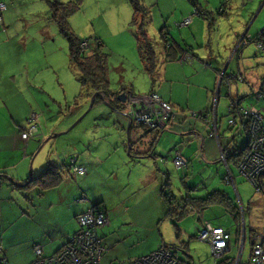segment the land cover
I'll return each instance as SVG.
<instances>
[{"label": "crops", "instance_id": "obj_1", "mask_svg": "<svg viewBox=\"0 0 264 264\" xmlns=\"http://www.w3.org/2000/svg\"><path fill=\"white\" fill-rule=\"evenodd\" d=\"M42 1L48 2L51 12V19L60 29L59 24L52 17L51 3L55 2L56 0ZM77 1H79L78 10L68 17L71 28L77 34V31L80 33H85L89 36L93 35L92 33H95L98 36V40L100 39L104 46L105 44L108 45L106 39L109 40V38H121V36H123L125 39V35L129 38L131 43L137 45L135 40L136 35L133 33V27L137 29V25H133L132 23L135 14L131 0H59V2L63 3H73ZM139 1L143 6H145V8H147L148 13L144 18L140 17L138 23L144 25V29L148 36H150L152 33H157L158 37H160L162 40L159 42V48L161 47V50H159V48L156 50V69L153 74H149L141 59V56L139 55V52L137 59L135 58L134 60H131V62L128 57L124 56L126 66L123 64L118 66L120 75L116 81L113 80L114 84H116V89L113 88L112 83V101H115L118 95H120L122 92L127 94L134 92L138 95H148L154 92L157 93L161 99L176 107L177 110L184 112L195 111L208 113L212 110L214 105L219 74L223 73L224 75L226 72L224 78L231 81L228 83L230 89L229 95L226 93L223 94V91L220 87V94L218 95L216 106L217 118L219 121L218 129L221 136L220 143L222 146L228 149L229 153L241 149L249 141L248 132L242 125L243 119L237 117L236 124L234 126H229L228 129L221 131L220 124L222 123L223 119H221L218 111L219 102L221 100V96H225L226 100L224 111L229 122L230 118L228 114V108L233 103V99H236L241 106L247 107L243 105V101L245 96L251 93L250 91L240 94V81L243 80V82H247L249 86L252 87L250 81H252L254 75L249 74V71L242 72L240 69L238 74H236L235 71L227 73L228 68L231 65L230 61L233 58L230 59L229 57L222 55L216 56L212 53L213 38L210 34L211 30L209 29L207 20L200 18L199 15L194 13V11L198 9L202 14L205 13L211 19V21L214 22L217 15V9L222 7L223 1L224 4L226 3V8L228 5L231 8L232 0H219L220 5L216 8L212 7L214 0ZM0 3H5L7 6L5 11H0V14L2 15V24H0V40L2 38L5 40L0 47V66L2 69V72L0 73V91L9 83L14 85L15 81L17 80L22 82L24 87L23 91H26L27 85L24 81L26 73L22 71L25 69L24 66H20L21 70L17 74L12 73V70L16 69V65L18 63L29 64L28 60L31 59V56L28 54L27 47H33L36 42L46 41L45 38L54 37V29L56 27H54V23H52V26L50 24L46 26H40V30L31 31V26L33 24L27 23L21 25L15 23L16 15L18 13H22L17 7L13 8V4L7 5L5 0H0ZM36 10L29 11L28 15L35 16V13H37ZM191 15V23L188 26L180 24L184 21V19ZM219 16H227L226 19L230 21L228 9H226L222 15L218 14V18ZM46 18L48 20L50 19L49 14L46 16ZM95 18H98L97 22H95ZM16 27H19L18 31H16ZM101 28L104 29L105 33H108L110 36L104 38ZM235 33H237L235 35L238 36V41H236V44L234 45L238 46L239 38L244 34L239 36L240 32L236 31ZM15 35L19 39L17 43H14L12 41L13 39H11V37ZM41 35H44V37L41 38ZM247 35L249 36V33H247ZM164 36H167V41L165 40ZM208 37L211 41L208 45H205L204 49V47H201V44L203 42L206 43ZM252 40L254 41V39ZM168 41L172 42L176 48V56L174 55L173 59L169 58L168 52H166L167 48L165 47L167 46ZM248 45H246V47ZM43 47H49V43L44 44ZM11 64H14L15 67H11ZM31 78L33 81L32 85L35 86V79L33 76H31ZM110 79L112 82L111 73ZM223 83L224 81L219 84L222 86ZM38 84H40V80L38 81ZM45 85H47L46 82H44L40 87L41 91H46L49 89V87H45ZM232 87L234 88L233 92ZM114 94L117 95L115 96ZM1 95L2 94L0 92V97H3ZM26 103L29 106L23 115L19 114L20 106H17L16 104L13 108L11 107L8 110L9 112H13V116L10 118L12 130L9 132H0V141L3 143V154L0 156H3L7 160V164L0 165V181H2L1 189L3 188L4 184H7L4 191L6 196L9 195L6 193L10 190L11 185H13V189H15V185L24 187L26 190L23 191L27 192H34L35 189H39L42 192L36 193V196L39 197L40 201L42 202L44 200L45 202V200H50V202L46 205L42 204L40 201L36 203L32 195V198L27 199L30 206L35 208L38 207L40 211L45 208V210L48 212H52L56 206L63 209V212L60 213V216H57L54 213L51 218L44 220L43 226L41 225V229L44 230V234L42 237L35 240L33 250L35 249V246L42 245L47 252L46 246L55 244V252L51 254L57 253L67 243L70 237H72L79 230L77 216L84 211H87L92 206L98 204H102L108 213V224L105 226V229L112 224V219L118 220L121 218V216L124 218L129 217V219L137 220V218L132 216L133 214L131 212L133 210V213L139 217L138 210L143 203L148 204L146 206V217L157 216L159 214L160 207L164 206V210L167 211V203L165 202V199L162 195V188L165 183H170V186H167L170 190H172L171 188L174 187H172L173 184L181 183V186L185 192L184 194L181 192L177 197L178 199L183 200V197L186 196L187 193L191 195L192 193L197 192L199 189V187L192 185L193 179L191 176L202 167L203 168L197 174H200L203 177L202 178L200 176L202 179L206 177L205 173L209 171L208 169H213L216 172L221 171L220 169H217L218 162L224 165L225 169L227 170V174L223 178L224 183L227 185H232L235 191L237 189L235 187V177L231 170L232 166H230L227 161L224 162L222 160V154L217 139L214 137H208L204 127L199 125L196 126L195 124L191 125L184 121V124L176 126V128L173 130H169L170 127L167 129H159V131L157 130L155 133L158 134L155 137H148L147 135L146 137L143 136L142 140L138 141V145L134 143L136 146H132V140L131 143H129L128 140L131 139L132 134L136 136L137 132L139 131L138 125L134 123L131 124L129 119L125 120L119 113L104 105L103 101L95 102L94 107L97 110L96 116L102 117L101 121L104 118L107 119L103 120L102 122L93 121V126L91 129L85 131L83 136L76 137V139L71 143V146H74V144L81 142V147L86 150L84 153H74L77 159L71 158L69 160H75L77 166L86 169V173L83 175L72 174L70 172L69 161H65L63 163V165H66L65 170L68 172V176L71 180H75L76 176H84V180L87 179L91 186L90 188L92 193H89V196L86 195L83 189L80 190L79 184H77L76 181H71L70 179L67 180L65 178H63V181L57 187L52 189L46 188L43 183H39L38 181L34 182V179L39 176L41 172H43V170L41 171V169H43L42 166L39 169L41 172L37 176L34 177L35 171L33 172L32 170L30 171L29 176L28 160L32 157L34 168L39 156V152H30L32 143H29V140L26 142L28 146L26 148V154H21L19 161H17L16 164H11L14 162L15 158H13L10 152L16 154L18 146L25 143L24 139L22 138V134L20 138L17 136L13 138L16 134H19V132L16 130V126H18L19 130L20 128L22 129L23 124L25 125L27 123L26 121L29 113H37V111L41 112L42 109L39 104L43 103L46 105V97L44 94H40V96H32L31 101L28 100ZM35 105H37L36 109H34ZM226 106L227 110L225 109ZM105 108L110 109L108 110L109 113H105ZM4 110L5 108L2 109L0 107L1 119H7V116L5 115L6 111ZM226 116L224 115V117ZM1 125L2 120H0V126ZM127 125H131L128 131L126 129ZM68 126L69 125L60 127L57 130V134L66 133ZM94 128L97 130V133L95 136L91 137L90 134ZM141 128L145 129L144 127ZM98 131L100 132L99 135ZM146 132H148V130ZM123 133L127 134L128 140L125 139ZM54 135L55 132L52 133L53 137ZM242 136H244V141L242 140L243 143L240 145L241 141H239V137ZM156 138V144H159L162 139H167V152L168 154L170 153V155L173 152L171 157L167 156L165 158H161V162L165 166L164 172L159 170V168L142 166L143 159L147 160L148 158H151L157 161L159 155L152 146V141ZM134 139L137 140V136ZM222 140L226 141V145L223 144ZM148 144L151 145L150 148H148ZM140 145L143 146L142 149H139ZM152 148L153 150H151ZM147 152H150L147 157L139 156L141 153ZM178 152L181 153L188 161V167L184 171L174 166L175 163H173L174 165L172 164V160L174 162L175 155ZM59 157L60 156L57 155V161L59 160ZM168 162H170L171 165L175 167L177 173L181 172V174L179 173V177L172 176L173 173L170 171ZM137 163L142 164L141 166L144 168V170L141 169V166H137ZM50 164H56L60 166L62 165L52 161L47 162L45 168ZM7 167H13L16 169V171L10 172L9 168L7 169ZM235 168L238 170L239 174L245 178V176L240 172L239 166ZM8 171L10 173H8ZM160 173L162 176H164V179H166L164 183L162 182V184L159 182ZM92 178L95 179L92 180ZM173 179L175 183H173ZM6 181H8V183H5ZM111 181L114 183L119 181V183L125 189V191L121 193L118 202H113L110 198L103 197L102 195L98 194V189L102 186L106 192L110 194V196H116V192ZM190 183L192 186H189ZM210 187L211 186H209V183L206 181V186L204 189H207V191L205 194H208L215 189H221L220 185H217L212 189H210ZM195 188L196 190L191 192V189ZM16 189L21 190L19 188ZM225 193L229 195L227 191ZM81 194L83 195V197L80 199L82 203H78L76 201V197ZM82 199L85 200L83 201ZM8 200H10V197ZM36 204H38V206H36ZM120 206H122V208L124 207L125 213L122 209H120ZM0 210L3 214L2 205H0ZM207 210L211 211L209 218L205 217ZM216 213L219 215L216 216ZM221 214H223L222 211H216V209L212 210L208 208L202 212V218H199L194 213L188 215L197 216L198 222H200V224L203 220H206L211 222L213 225L222 226L220 225ZM142 219L143 218L140 220ZM165 220L172 221L170 218H164L163 221ZM229 230L232 233V247L238 246L237 240L239 236V228L235 230V233L231 229ZM240 232L239 239L241 240L246 235V232ZM251 234L252 233H250V237H252ZM189 238L192 239L194 237ZM161 245L166 246L165 243ZM188 247L189 243H187L186 249H188ZM2 249L3 248L0 246V252H3ZM34 257L35 251L33 252V257L31 258L29 264L33 261ZM132 259L125 263H128ZM189 259L190 262L187 264H191L192 261L194 262L193 257L189 256Z\"/></svg>", "mask_w": 264, "mask_h": 264}, {"label": "rangeland", "instance_id": "obj_2", "mask_svg": "<svg viewBox=\"0 0 264 264\" xmlns=\"http://www.w3.org/2000/svg\"><path fill=\"white\" fill-rule=\"evenodd\" d=\"M5 1L7 5L13 4V8L17 7L18 10L22 12L16 15L15 23L21 25L31 23L33 24L31 26V31L40 30V26H46L49 24L52 26V23H54V21L51 19V12L48 2L46 1ZM219 5V0H214L212 3L213 8H216ZM222 5L225 6L226 3L224 4L223 1ZM226 9H228L230 21L226 19L227 16H219L218 18V15H216L215 21L211 23L212 29H210V34L213 38L212 53L216 56L222 55L227 56L230 59L233 58L230 61L231 65L228 68L227 73L235 71V73L238 74L240 69L242 72L249 71V74L254 75L252 81H250L252 87H250L247 82H243V80L240 81V94L251 91V93L245 96L243 105L247 107H251L250 105L255 106L256 108L263 110L264 114V98L260 101L257 99V95L260 93V84L264 78V54L258 49L256 42L253 41L247 47H238L234 45L236 44V41H238V36L235 35L237 34L235 33L236 31L240 32V36L245 33L247 28H249V36L251 39H253L260 31L264 30V0H232V7L230 8L228 5ZM33 10L37 11L35 16L28 15V12ZM48 14L50 18L49 20L46 18ZM94 20L97 22L98 18H95ZM53 26L56 27L54 29V37L45 38L46 41L36 42L33 47H27L28 54L31 56V59L28 60L29 64L18 63L16 65V69L12 70V73L17 74L21 70L20 66H24L25 69L22 71L26 73L24 78L25 84L27 85L26 91H23V84L19 80L15 81L14 85L9 83L0 91L2 94L1 96H3L0 97V107L2 109L5 108L4 111H6L5 115L7 116V119L0 118V120H2L0 132H9L12 130L10 118L13 116V112L8 111L11 107L13 108L15 104L20 106L19 114L23 115L29 106L26 101H31L32 96H40V94H44L46 97V105L43 103L39 104L42 111L37 112L40 115L38 113L32 115L34 119H38L44 137L40 132L39 135L30 138L28 141L29 143H32L30 152H39L38 160L35 163L34 168L32 157L28 160L29 176L30 171L32 170L33 172L35 171V174L33 173L34 177L44 170L47 162L55 161L63 165L65 161H69L71 158H76L74 153H84L86 150L81 147V142L78 141L79 143L74 144V146H71V143L76 139V137L83 136L85 131L91 129L93 126V121L102 122L103 120L107 119L104 118L101 121L102 117L96 116L97 110L95 107L90 110L92 103L91 96H80L82 92L80 73L71 65L69 57V42L67 38L64 37L56 23H54ZM133 28V33L136 35L137 29L135 27ZM18 30L19 27H16V31ZM77 32L80 38H90L93 35L94 39L95 37H98L95 33H92L93 35L89 36L85 33H80L79 31ZM101 32L104 38L110 36L108 33H105L104 29L102 28ZM40 37L43 38L44 35H41ZM124 37L126 40L123 38V36H121V38H109V40L106 39L108 45L105 44L103 48L107 54L109 73L112 74V83L114 89H116V84H114L113 80L116 81L120 75L118 66L122 64L126 66L124 56L128 57L131 62V60H134L135 58L137 59L138 55V46L131 43L127 36L124 35ZM150 38L152 39L155 48L158 49L160 45L159 42L162 41L160 37H158L157 33H152ZM11 39H13L12 41L14 43L19 41L16 35L12 36ZM135 40L137 43V38ZM203 40L205 41L204 38ZM4 41L5 40H3V38L0 40V47ZM210 41L211 40L208 37L207 42H203L201 47H204L205 49V45H208ZM46 43H49V47H43V45ZM159 50H161V47ZM10 66L15 67L14 64H11ZM70 66L75 70H72ZM1 72L2 69L0 66V73ZM222 74L223 73L219 74L217 87H221L223 94L226 93L229 95L230 89L226 80H224L222 86L219 84L220 75ZM31 76H33L35 79V86L32 85L33 81ZM39 80L40 84H38ZM44 82L47 83L45 87H49V89L46 91H41L40 87ZM233 90L234 88L232 87V92ZM85 94H87V89H85ZM52 98H55L57 103L53 102ZM225 100V96L222 95L218 109L219 115L221 119H223L222 123L220 124L221 131L228 129L230 126L228 117L224 111ZM36 107L37 105H35L34 109H36ZM225 109L227 110V106ZM104 110L107 114L109 113L108 110L110 109L105 108ZM224 115L226 117H224ZM65 125H69L67 132L58 135L57 130ZM26 126L27 123L25 125L23 124V128H20V130L18 129V126H16V130L19 132V134H16L13 138L16 136L20 138L22 130ZM72 127L74 128L69 131V129ZM175 128L176 126H171L169 130H173ZM126 129L128 131V125ZM138 130L139 131L136 134L137 140L134 139L136 136L133 134L131 135L133 146H136V144L138 145V141L142 140L141 137L144 136L147 131V129H142L139 125ZM54 132L55 135L53 137L52 133ZM96 133L97 130L94 128L90 134L91 137L95 136ZM99 134L100 132L98 131V135ZM157 134L158 133L152 131L151 133H148L147 136L155 137ZM123 136L126 140H128L126 133H123ZM166 140L167 139H162L160 142L161 144H156L155 151L159 155L157 161L151 158H148L147 160L143 159V165L137 163V166L142 165L144 167L159 168V170L164 172L165 166L162 164L161 158H165L167 156L171 157L173 154V152L171 155L170 153L168 154L166 149ZM242 140L244 141V136L239 137V141H241L240 145L243 143ZM222 141L223 144L226 145V141ZM143 145L145 146L144 143ZM27 147V143L25 142L18 146L16 154L10 152L13 158H15L14 162L11 164H16V162L19 161L21 154H26ZM139 147V149H142L143 146L140 145ZM150 147L151 145L148 144V148ZM2 148L3 143L0 141V155L3 154ZM55 155L56 157L57 155L60 156L58 161L56 160ZM173 163L174 162L172 160V164ZM3 164H7V160L3 156H0V165ZM168 165L170 167V171L173 173L172 176L179 177L181 172H179L180 174L176 172L174 167L175 165L173 164L174 166H172L170 162H168ZM217 165V169H220L221 171L216 172L213 169H208L209 171L205 173L206 177L204 179H202L203 177L200 174L197 175L203 167L197 170L195 174L191 176L193 179L192 185L199 187L198 191L193 193V195H195L193 197L206 196L205 193L207 189L204 188L207 181L209 186H211L210 189L220 185L221 190L225 192L227 191L230 197L234 200L238 208L237 217L232 216L225 209L220 207H214L210 209L222 211L223 214L220 215V225L226 229H231L235 233V230L240 228V231L246 232V235L244 236V248L241 251V256L239 257L240 249L238 246H234L232 251L229 252L224 258L220 259L218 263L220 264L225 263L226 261L232 262L236 260V262L240 261L242 264H245L249 258L252 240L258 233L264 235V191L258 192L252 183L241 176L238 170L232 166L231 170L235 177V187L237 188L236 192L232 185H227L224 183L223 178L227 174L225 166L220 162H218ZM41 166L43 169L39 171ZM142 166L141 169L144 170ZM8 168L9 167H7V169ZM9 171L14 172L16 169L10 167ZM9 171L8 173H10ZM64 176L65 179H70L68 172L65 170ZM93 179L95 178H92V180ZM165 180L166 179H164V176H162L160 173V184H162V182L164 183ZM71 181H76V183L79 184L80 190L83 189L86 195L89 196V193H92L90 188L91 186L87 179L84 180V176H76L75 180ZM172 181L175 183L174 179ZM5 183H8V181ZM111 183L114 186L116 196H110V194L106 192L102 186L98 189V194L102 195L103 197L110 198L113 202H118L121 193L125 191V189L122 187L119 181L117 183L111 181ZM6 185L4 184L3 188L0 190V205H2L3 208V214L0 210V246L3 248V252H0V257H5L8 264H29L31 258L33 257V247L35 240L42 237L44 234V230L41 229V225L43 226L44 220L51 218L54 213L57 216H60V213L63 212V209L56 206L52 212L46 211L45 208L40 211L38 207L35 208L30 206L27 199L32 198L33 195V199L36 201V203H38L40 199L38 196H36V193L42 191L35 189L34 192H27L18 190L16 188L13 189V185H11L10 190L6 193L9 195L6 196L4 192ZM192 185L191 183L189 184V186ZM172 187V191L176 196H178L181 192L183 194L185 192L181 186V183L173 184ZM9 197L10 200H8ZM81 197H83L82 194L76 197V201L78 203H82L80 201ZM49 202L50 200H45V202L43 200L41 203L46 205ZM147 205L148 204L146 203L141 205L138 210L139 217L133 213L134 211L132 210V216L137 218V220L129 219V217L124 218L121 216V218L118 220L112 219V224L110 226H108L106 229L102 228L100 230V236L103 239L104 245L106 248H108V251H106L105 255H103L102 264L125 263L132 258L136 259L159 249L163 243H165V245L170 250L176 252L178 254V258L185 263L190 262V256L194 258V262L192 261V264H217L214 256H212L210 244L197 238L198 230L200 228V222H198L197 216L188 215L175 221H163L164 218H169L165 216V207H160V211L157 216L146 217L145 215ZM36 206H38V204H36ZM120 209H122L125 213L124 207L122 208V206H120ZM205 214V217L209 218L211 211L207 210ZM215 215L218 216L219 214L216 213ZM141 218L143 219L140 220ZM250 233H252V237H250ZM189 237L194 238L190 239ZM239 242L240 239L237 240V244H239ZM187 243H189L188 249L183 250L181 247L184 245L187 246ZM41 247L45 250L42 245ZM55 248V244L46 246V254L51 255V253L55 252Z\"/></svg>", "mask_w": 264, "mask_h": 264}, {"label": "built area", "instance_id": "obj_3", "mask_svg": "<svg viewBox=\"0 0 264 264\" xmlns=\"http://www.w3.org/2000/svg\"><path fill=\"white\" fill-rule=\"evenodd\" d=\"M7 9L5 3H0V11ZM196 15H201L198 11H194ZM192 15L184 19L181 25L188 26L191 23ZM0 24H2V15L0 14ZM167 40V36H164ZM252 42V39L247 34L240 38L238 46H246ZM258 49L264 53V37L260 41H256ZM82 50L92 54L90 43L87 40L82 42ZM226 80L224 75H220V83ZM220 87H217L216 96L213 108L208 113L195 111H180L170 103L164 101L157 93H150L146 96L136 99L128 95L129 104H127L126 112L136 124H142L150 129H163L171 124L181 121L193 120L206 129L208 137H214L219 143V148L222 154V160L227 161L228 149L220 143L219 121L217 118V98ZM257 99H262L261 92L257 95ZM130 107V110H129ZM35 113H32V115ZM229 124L234 126L237 117H245L249 120V149L242 157L239 164L240 172L245 178L252 183L258 192L264 190V114L263 111L255 106L243 107L236 99L228 108ZM30 116L27 121V126L22 131V138L27 142L30 138L38 134L39 122L37 118ZM164 125V127H161ZM243 125V123H242ZM175 166L180 170H185L188 167V161L181 153H176L174 158ZM70 172L72 174L83 175L86 169L76 165L75 160L70 161ZM86 198V197H85ZM83 201L85 199H82ZM79 231L74 234L67 243L57 252L51 255L46 254L45 250L37 245L35 246V257L30 264H102L103 255L107 248L104 245L103 239L100 236V230L108 224L106 211L100 208H90L77 218ZM197 238L207 242L211 246L212 256L219 264V260L224 258L233 247L231 244L232 233L229 229L221 226H214L210 222L203 220L198 230ZM238 247L240 249L239 257L244 248V237L240 240ZM2 257H0L1 261ZM226 261L222 264H229ZM5 264V262H0ZM121 264V263H113ZM125 264H187L178 258V254L170 250L167 246H162L159 249L132 259ZM221 264V263H220ZM233 264H242L236 260ZM245 264H264V235L256 234L251 243L249 258Z\"/></svg>", "mask_w": 264, "mask_h": 264}, {"label": "trees", "instance_id": "obj_4", "mask_svg": "<svg viewBox=\"0 0 264 264\" xmlns=\"http://www.w3.org/2000/svg\"><path fill=\"white\" fill-rule=\"evenodd\" d=\"M131 2L133 4L134 14H135L132 23L133 25H137L136 38H137L138 52H139V55L141 56V59L148 73L153 74L156 69V65H157V59H156L157 49L155 48L154 43L152 39L150 38V36L147 35V32L144 29V25L138 23L140 20V17L144 18L147 15L148 10L147 8H145V6L141 4L139 0H131ZM51 8H52V17L59 24L62 34L64 35V37L67 38L69 42V57H70L71 65L74 68H76V70L80 73V82L82 83V92L80 96L87 95V97L89 96L93 97L95 93L99 92L100 95L96 96L95 102L102 101V97H103L113 107L116 106L115 108H117L118 110H122L124 107L123 104L120 101H118V99H115V101H112L111 99V96L113 95L112 93L113 89H112V82H111L110 73H109L108 58H107V54L105 53L103 49L104 48L103 42L100 39L98 40V38L96 39V37L94 39L93 36L90 38H82V37L80 38L69 24L68 17L78 10L79 1L73 2V3L72 2L63 3V2H59V0H56L55 2L51 3ZM225 11H226V5L225 6L222 5V7L217 9V15L218 14L222 15ZM200 18L207 20L209 29H212L211 23H213V21H211V19L205 13L201 14ZM263 36H264V30L260 32L257 36H255L254 41L256 42V41L262 40ZM84 40H87L90 43V49L92 51V54H89L87 51L82 50L81 46ZM165 48H167L166 52H168V57L173 59L175 55V51H176L174 44L168 41L167 46ZM73 67H71V69L75 70ZM225 74L226 72L224 73V75ZM85 89H87V94H85ZM260 92L262 94V99H263L264 98V78L262 79L261 84H260ZM219 94H220V90L218 92V95ZM114 95L116 96L117 94H114ZM52 101L57 103V100L55 98H52ZM32 113H36V112H32ZM32 113L31 114L29 113L27 117V121H29ZM203 113H206V112H203ZM242 119H243L242 121L243 126L245 130L248 132V136H249V127H250L249 120L245 117H242ZM183 122L184 121L171 124L168 127L179 126V125L184 124ZM185 122L191 125H194V124L196 126L199 125L193 122V120H187ZM38 125H39V131H38V134H36L35 136L39 135L40 132L42 135H44L41 131L42 129H41L40 123ZM168 127H166V129ZM144 128L147 129L149 133H151L152 131L153 132H156L157 130L159 131V129H150L147 127H144ZM147 134H145L144 136L146 137ZM156 141H157V138L152 141L153 148L156 145ZM249 145H250V138H249L248 143L245 146H243L241 149L235 150L227 155V162L229 163L230 166H235V167L239 166L242 160V157L244 156V154H246V152L249 149ZM153 148L151 150H153ZM149 154L150 152L141 153L139 156L147 157ZM65 169H66V165L60 166L56 164H50L43 170V172H41L39 176H37L34 179V182L38 181L39 183H43V185L46 188H51V189L55 188L63 181V178H65L64 176ZM263 179L264 177L262 178V181ZM167 186H170V183H165L163 185L162 195L165 199V202L167 203L166 217H169L172 221L179 220L183 218L184 216H187L188 214H191V213H194L199 218H202L201 215L204 210L208 208H213L215 206L224 208L232 216H236V217L238 216V208L234 200L221 189L212 190L211 192L206 194V196L204 197L203 196L193 197L195 196L193 195V193L191 195L187 193L186 196H184L182 200V199H178V197L175 194H173V191L168 189ZM15 188L26 190V188L21 187V186H16V185H15ZM195 190L196 188L191 189V192H194ZM92 207L103 209L104 211H106V214L108 217L107 210L103 207L102 204H98ZM214 226H217V225H214ZM240 233L241 232L239 228L238 240L240 237ZM181 248H183V250L186 249L185 245L182 246ZM0 262L2 263L5 262V264L8 263L5 257H2ZM233 262L234 261H232L229 264H232Z\"/></svg>", "mask_w": 264, "mask_h": 264}, {"label": "water", "instance_id": "obj_5", "mask_svg": "<svg viewBox=\"0 0 264 264\" xmlns=\"http://www.w3.org/2000/svg\"><path fill=\"white\" fill-rule=\"evenodd\" d=\"M248 31H249V28H247V30L245 31V33H244V35H246L247 33H248ZM243 35V36H244ZM242 36V37H243ZM98 95H100V93L99 92H97V93H95V95H93V97H92V103H91V106H90V110L94 107V101H95V98H96V96H98ZM128 95H131V96H133L134 98H136V99H139V98H141V96L143 97V96H146V95H138V94H136V93H134V92H130V93H128ZM128 95H127V93H121L120 95H118V97H117V99H118V101H120L122 104H123V106H124V104H125V109H124V107H123V109L122 110H118L117 108H115V107H113L107 100H105L103 97H102V101H103V104L104 105H106L107 107H109L110 109H112V110H114L115 112H117V113H119L125 120H127V119H129V121L131 122V124H133L134 123V121L133 120H131L130 119V116L128 115V113L126 112V109H127V104H129V100H128ZM129 110H130V107H129ZM129 122V123H130ZM76 125V124H75ZM137 125H139V126H141L142 127V124H137ZM131 125H128V130H129V127H130ZM161 127H164V125H162ZM74 127H72L71 129H69V131L70 130H72ZM164 129V128H163ZM148 132H146V134H147ZM61 134H63V133H61ZM58 135H60V134H58ZM141 138H143V136L141 137ZM128 142L129 143H131V139H129L128 140ZM156 147V145L154 146V148ZM1 187H2V181H0V190H1Z\"/></svg>", "mask_w": 264, "mask_h": 264}, {"label": "clouds", "instance_id": "obj_6", "mask_svg": "<svg viewBox=\"0 0 264 264\" xmlns=\"http://www.w3.org/2000/svg\"><path fill=\"white\" fill-rule=\"evenodd\" d=\"M195 11H198L200 14H202L198 9H196ZM242 37V36H241ZM240 37V38H241ZM240 38H239V40H240ZM254 39V38H253ZM253 41V40H252ZM253 42H255V41H253ZM238 47H240V46H238ZM221 86V85H220ZM128 95V94H127ZM124 109H125V104H124ZM134 124H136L135 122H134ZM137 125V124H136ZM143 126V125H142ZM145 127V126H144ZM244 242H245V240H244ZM192 264V263H191Z\"/></svg>", "mask_w": 264, "mask_h": 264}, {"label": "bare ground", "instance_id": "obj_7", "mask_svg": "<svg viewBox=\"0 0 264 264\" xmlns=\"http://www.w3.org/2000/svg\"><path fill=\"white\" fill-rule=\"evenodd\" d=\"M110 222V221H109ZM107 226V225H106ZM105 255V254H104Z\"/></svg>", "mask_w": 264, "mask_h": 264}, {"label": "flooded vegetation", "instance_id": "obj_8", "mask_svg": "<svg viewBox=\"0 0 264 264\" xmlns=\"http://www.w3.org/2000/svg\"><path fill=\"white\" fill-rule=\"evenodd\" d=\"M262 31H263V30H262ZM262 31H261V32H262Z\"/></svg>", "mask_w": 264, "mask_h": 264}]
</instances>
